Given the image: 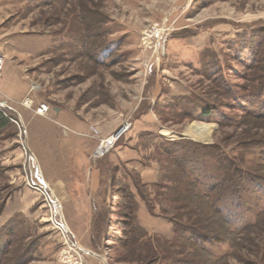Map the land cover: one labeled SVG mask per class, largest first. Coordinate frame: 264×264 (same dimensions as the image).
<instances>
[{
  "label": "rangeland",
  "instance_id": "rangeland-1",
  "mask_svg": "<svg viewBox=\"0 0 264 264\" xmlns=\"http://www.w3.org/2000/svg\"><path fill=\"white\" fill-rule=\"evenodd\" d=\"M155 24L160 55L142 43ZM0 55V264H67L60 228L98 256L81 264H152L125 253L129 200L140 233L173 243L155 264H264V0H0ZM193 221L223 240L212 259L176 232Z\"/></svg>",
  "mask_w": 264,
  "mask_h": 264
},
{
  "label": "trees",
  "instance_id": "trees-1",
  "mask_svg": "<svg viewBox=\"0 0 264 264\" xmlns=\"http://www.w3.org/2000/svg\"><path fill=\"white\" fill-rule=\"evenodd\" d=\"M210 110H204L203 115L209 116ZM11 123V117L8 116L6 111L0 112V132L4 129H6ZM197 186V185H196ZM199 197L202 200V204L207 207L209 211L213 213V216L215 219L216 217L219 218L220 222H222L226 227H228V230L230 232V228H232L231 222L226 219L224 216L222 210L219 209L218 203L219 200H216L215 198L211 197V195H201L199 194ZM3 211V209H2ZM124 217L126 218V222L124 224L125 229H128L129 234H132V238H127L124 249L125 253L129 255L131 252H137V262L144 261L145 263L151 262L152 264L164 261L166 257L168 258V254L170 255V247L173 245L171 241L165 240L160 241L157 239H154L153 237H148L145 233H140L139 226L136 224V218H135V205L133 201L129 200V203H125L124 207ZM2 214H0L1 217ZM264 215L260 217V220H263ZM259 220V222H260ZM258 222V224H259ZM261 223V222H260ZM204 225L201 224V222L193 221L190 224L185 225H179L176 223V232L180 233L186 243L193 244L197 247V249L204 254L206 253L209 258L212 259V253L206 248V244H213V243H221L223 240H220L218 236L212 233H203L201 230L203 229ZM251 228L247 227L243 230L239 231L238 233H233L236 238L244 234L245 232H248ZM253 230V229H252ZM138 232V233H137ZM137 233V234H136ZM128 235V234H127ZM0 238H2V235L0 234ZM4 240V239H3ZM156 241L158 243L159 248L161 249H155V245L153 242ZM229 241V240H227ZM4 242L0 240V245H2ZM203 245V246H202ZM164 246V247H163ZM143 250V252H141ZM158 250V252H157ZM146 253V255L143 257V255ZM147 254H150V259L146 262L144 258L147 256ZM149 257V256H148ZM192 259H189L186 264H199L195 263L194 261H191ZM215 264H219L223 261H213Z\"/></svg>",
  "mask_w": 264,
  "mask_h": 264
},
{
  "label": "built area",
  "instance_id": "built-area-1",
  "mask_svg": "<svg viewBox=\"0 0 264 264\" xmlns=\"http://www.w3.org/2000/svg\"><path fill=\"white\" fill-rule=\"evenodd\" d=\"M168 27L166 24H155L153 25L149 30L145 31L142 35V43L145 46V50L152 51L155 55H160L162 53V49L164 47L163 39L167 34ZM5 67V59L2 55H0V78H2L3 72ZM6 107V103L0 102V112H3ZM48 112V106L41 105L37 111L39 115H44ZM121 132H118L108 138H104L100 140L99 147L96 151L97 157H103L106 154H108L118 143V141L121 139L123 134L129 129V125H125ZM93 133L95 135H99L98 131L94 128H92ZM62 233L65 237V249L64 253L62 255V258L64 262L67 264H81V256L84 254L81 249L77 247L74 242L71 241L70 238H68V231L62 230L60 228Z\"/></svg>",
  "mask_w": 264,
  "mask_h": 264
},
{
  "label": "crops",
  "instance_id": "crops-1",
  "mask_svg": "<svg viewBox=\"0 0 264 264\" xmlns=\"http://www.w3.org/2000/svg\"><path fill=\"white\" fill-rule=\"evenodd\" d=\"M56 188H57V186H56ZM58 189H59V187H58ZM77 197H79V199H80V198L83 197V195L81 193H78V194H70V195H67V196L64 195V197L62 198V201L63 202H76L77 201ZM74 198H76V201L74 200Z\"/></svg>",
  "mask_w": 264,
  "mask_h": 264
},
{
  "label": "water",
  "instance_id": "water-1",
  "mask_svg": "<svg viewBox=\"0 0 264 264\" xmlns=\"http://www.w3.org/2000/svg\"><path fill=\"white\" fill-rule=\"evenodd\" d=\"M31 156H32V154H31ZM42 182V184H44L45 185V183L43 182V181H41ZM83 251V250H82ZM84 252V254H88V255H94V256H97V255H95L94 253H92V252H89V251H83ZM98 257V256H97ZM102 260V259H101ZM104 261V260H103ZM104 263H105V261H104ZM106 264V263H105Z\"/></svg>",
  "mask_w": 264,
  "mask_h": 264
},
{
  "label": "bare ground",
  "instance_id": "bare-ground-1",
  "mask_svg": "<svg viewBox=\"0 0 264 264\" xmlns=\"http://www.w3.org/2000/svg\"><path fill=\"white\" fill-rule=\"evenodd\" d=\"M207 133V132H206ZM210 133V132H209ZM209 133H207L205 136H203L204 138H209Z\"/></svg>",
  "mask_w": 264,
  "mask_h": 264
}]
</instances>
